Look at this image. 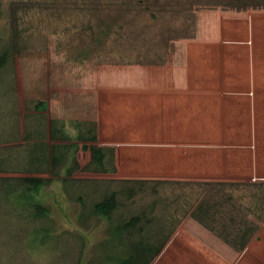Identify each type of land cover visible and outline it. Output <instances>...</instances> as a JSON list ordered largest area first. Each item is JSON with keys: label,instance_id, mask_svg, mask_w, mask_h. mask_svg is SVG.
I'll use <instances>...</instances> for the list:
<instances>
[{"label": "rangeland", "instance_id": "374dc122", "mask_svg": "<svg viewBox=\"0 0 264 264\" xmlns=\"http://www.w3.org/2000/svg\"><path fill=\"white\" fill-rule=\"evenodd\" d=\"M80 1L0 0V48H8L11 55L8 65L0 70V158L7 159L6 170L0 172L2 177L13 179L24 175L21 168L27 166L24 159L30 144L23 137L37 126L42 115L45 139L51 119L61 120L73 138L78 133L77 122L84 123V127L97 123L99 132L105 103L113 95L110 88L131 80L130 65H136L137 61L151 63L164 52L175 50L176 39L187 38L197 30L201 12L207 15L214 12L211 10L264 8V0H176L188 2L185 16L175 13L176 7L158 12L154 28H144L136 36L127 31L126 39L118 43L117 39H111L110 48L99 47L98 53L94 50L83 59L79 47L89 42L84 30L89 22H94V14L82 7ZM74 142L71 138L67 143ZM103 142L98 139V144ZM81 145L82 142L77 157L84 167L91 154ZM114 161L117 167L116 156ZM129 167L123 160L115 173L80 169L70 175L74 181L67 183V188L62 181L66 174L34 173L52 179L39 192L51 213L43 220L21 214L16 208L22 199L6 198L0 190V264H118L107 260L97 248L108 236V224L104 220L93 221L94 218L89 219L93 228L88 223L79 224L77 217L83 208L78 197L83 198L89 209L104 194L125 187L127 184L122 180L157 179L151 173L130 171ZM261 181L264 180L255 182ZM119 201L114 219H127L151 205L152 216H164L161 223L166 225V231L173 229L164 252L154 264H264L263 222L257 221L259 230L255 238L240 253L189 214L187 217L182 212L175 214L180 202L172 188L162 189L159 194L150 188L136 189L130 197L120 193ZM44 223L52 236L41 244L35 240L33 231ZM79 232L91 240L90 249L84 247ZM100 255L104 259L99 263Z\"/></svg>", "mask_w": 264, "mask_h": 264}, {"label": "crops", "instance_id": "0c3cea01", "mask_svg": "<svg viewBox=\"0 0 264 264\" xmlns=\"http://www.w3.org/2000/svg\"><path fill=\"white\" fill-rule=\"evenodd\" d=\"M211 11L193 37L130 65L131 80L110 88L98 138L118 168L126 160L157 179L264 180V8Z\"/></svg>", "mask_w": 264, "mask_h": 264}, {"label": "trees", "instance_id": "16d2710c", "mask_svg": "<svg viewBox=\"0 0 264 264\" xmlns=\"http://www.w3.org/2000/svg\"><path fill=\"white\" fill-rule=\"evenodd\" d=\"M80 4L94 14V22H89L84 30L89 42L79 47L83 59L88 58L94 50L98 53L99 47L103 50L110 48L111 39H117V43L126 39L127 31L129 34L130 31L133 32L132 35L136 36L137 32L144 28H154L159 18L158 12L163 13L170 8L174 10L173 7H176L174 12L182 17L189 11L185 8L188 2L176 0H81ZM243 9L246 8H237V10ZM102 10L105 11L104 14H101ZM1 16L0 8V23ZM195 33L196 28L187 38L193 37ZM10 58L9 49L0 48V70L8 65ZM40 105L41 103H38L37 106ZM40 117L37 126L33 130H28L23 137L30 144L24 159L27 166L21 168L24 175L13 179L0 176V190L6 198L14 196L16 199H22L19 201V208L16 209L35 220H43L51 216L50 207L45 204L39 192L52 179L33 175L34 173L54 171L59 175L66 174L67 177L62 178V181L64 188H67L66 184L74 181L70 175L80 169L103 173L117 171L114 149L98 144L97 123H87V127H84V123L77 122L78 133L73 138L61 120L51 119L45 139V117L43 115ZM71 138L75 142L67 143ZM80 142L83 143L81 148L91 154L89 162L84 167H81L77 157ZM6 165L7 159L0 158V172L6 170ZM122 182L127 185L120 190H112L104 194L89 209L83 198L78 197L83 211L77 217L79 224L88 223L87 226L92 228L94 226L91 225L92 221L89 224L90 218H94L93 221L104 220L108 224V236L98 243L97 248L107 260H115L118 264H153L163 253L173 232V229L167 232L166 225L161 223L164 216L161 218L152 216L154 206L151 205L127 219H114L113 215L120 204V193L130 197L136 189L150 188L159 194L162 189L172 188L176 200L180 202L174 210L175 214L182 212L185 217L189 214L191 218L240 253L255 238L259 230L257 221L264 223V181L126 179ZM33 232L35 240L41 244L52 236V231L46 223L36 227ZM79 233L85 243V246L82 245L90 249L91 240L84 233ZM114 251L117 254H114ZM102 255L98 256L101 257L98 258L99 263L103 262Z\"/></svg>", "mask_w": 264, "mask_h": 264}]
</instances>
